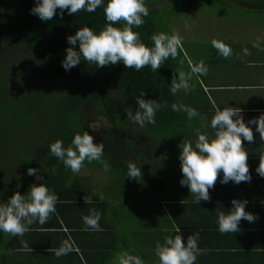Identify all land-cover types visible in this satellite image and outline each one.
<instances>
[{"label": "trees", "instance_id": "obj_1", "mask_svg": "<svg viewBox=\"0 0 264 264\" xmlns=\"http://www.w3.org/2000/svg\"><path fill=\"white\" fill-rule=\"evenodd\" d=\"M225 1L238 2H221ZM240 5L256 11L264 8V0H242ZM33 6L34 0H0V200L15 192L26 194L34 182H47L58 197L49 220H56L59 229L65 225L72 233H87L91 238L100 233L155 243H163L166 236L186 239L198 231L202 244L213 239L218 225L205 213L213 205L195 203L188 188L179 183L178 145L195 134L193 118L171 109L173 103L189 106L184 92H170L173 74L189 70L182 50L157 72L150 67L136 71L119 62L98 69L86 61L66 72L61 66L69 47L66 37L84 26L96 32L103 29V9L72 15L65 10L63 16L54 14L45 22L30 14ZM145 6L149 15L133 30L151 47L150 37L161 33L157 21L161 11L151 1ZM141 93H145L142 98L162 105L154 124L141 126L126 117L125 109L134 110ZM94 121L100 123L99 132L88 129ZM84 131L103 145L102 159L108 165L105 170L100 162L86 160L80 169L105 176L107 185L99 192L92 174L73 173L49 155L51 143L60 140L68 147L74 134ZM129 161L140 167L139 180L127 177ZM30 167L40 170L42 181L27 174ZM214 199L222 201L227 211L223 197ZM91 210L100 213V231H85L82 216Z\"/></svg>", "mask_w": 264, "mask_h": 264}, {"label": "clouds", "instance_id": "obj_2", "mask_svg": "<svg viewBox=\"0 0 264 264\" xmlns=\"http://www.w3.org/2000/svg\"><path fill=\"white\" fill-rule=\"evenodd\" d=\"M98 8L103 9L105 19L103 29L96 32L91 27L84 26L78 28L74 35L66 37L69 47L65 49L61 61V66L66 72L82 61L98 69L108 65L115 66L119 62L125 68L136 71L150 67L153 72H157L170 57L175 59L178 49L182 48V39L175 33L153 34L150 37L151 47L145 46L141 41L139 32L133 29L142 26L144 17L149 15L145 0H34V6L29 11L46 22L51 20L54 14L63 16L65 10L68 15H72L81 11L93 13ZM121 22L120 27L114 26ZM211 44L218 55L224 58L232 55V49L224 42L213 39ZM253 47H259V44L254 43ZM244 51L247 54V49ZM189 69L188 72L179 71L173 74L170 84L172 95L180 91L187 93L194 87L191 83L193 76L199 79L207 73L203 61L190 63ZM144 95L145 93H141L140 97H137L134 110L125 109L126 117L141 126L154 124L156 112L162 107L161 103L155 100L142 98ZM171 109L186 113L189 120L198 115L194 108L183 104L173 103ZM214 113L210 120L214 138L210 139L206 133L198 131L194 146L184 140L178 145L182 173L179 183L182 187L188 188L195 198V203L210 199L209 189L217 182L218 175L221 184L230 181L234 184L250 182L248 154L242 146V140L249 144L254 141L251 126H255L260 140L264 141V114L245 122L240 108L215 107ZM88 129L99 132V121L89 123ZM49 155L60 160L64 167L73 173L79 172L86 160L89 163L100 162L105 170L108 169L107 163L102 159L103 145L99 142L94 143V137L88 131L74 134L68 147H64L60 140L51 143ZM126 167L129 179L141 178L140 167L135 163L129 161ZM255 171L264 178V153L260 154ZM27 174L34 177L35 181L43 180L39 169L30 167ZM57 201V195L47 186V182H34L26 194L15 192L6 201L0 200V233L22 237L31 225L46 224L50 214L56 211ZM231 205L227 213L223 211L217 213L218 231L222 234L237 233L241 220L251 223L256 219L254 214L245 210L246 200L232 199ZM99 220L100 213L95 210H91L89 215L82 216L85 231H100ZM198 242L197 233L187 236L186 239L181 235L166 236L162 244L157 243L155 256L159 264H196L197 256L200 254ZM21 243L28 247L26 242ZM72 250V244L64 240L55 250V256L57 258L65 256ZM115 264H143V260L138 255L124 251L118 254Z\"/></svg>", "mask_w": 264, "mask_h": 264}, {"label": "crops", "instance_id": "obj_3", "mask_svg": "<svg viewBox=\"0 0 264 264\" xmlns=\"http://www.w3.org/2000/svg\"><path fill=\"white\" fill-rule=\"evenodd\" d=\"M241 1H233V6L227 5L241 8L239 11H232L231 14L236 17L226 21L223 26L224 34L212 37L207 43L196 42L189 50L183 49V46L181 48L189 65L203 61L207 67L206 75L199 79L193 76L194 87L183 94L186 104L198 113L192 122L195 134L187 141L193 146L198 131L206 133L210 139L214 138L210 120L215 114V107L240 108L245 122L264 114V8L263 11L251 10L239 6ZM237 19L243 23L236 24ZM213 39L228 45L232 49V55L228 58L218 55L211 44ZM254 43L259 44V47H253ZM251 127L254 141L249 144L242 140V146L248 154L251 181L240 184L230 181L224 185L219 182L218 175L217 182L209 189L212 198L207 201L211 202L213 208L207 207L205 213L213 216L217 223V213H227L232 207L231 198L238 197L237 200L247 201L245 210L254 214L256 219L251 223L241 220L237 233H221L220 238L218 231L219 234L213 239L203 242L205 245L199 241L200 254L196 264H264V178L255 171L260 154L264 153V141L260 140L255 126ZM214 197H223L227 211L223 210L224 203ZM198 232L202 239L200 231ZM86 235L87 233L81 232L72 233L65 225L63 229H59L53 218L44 225H31L22 237L0 233V264H115L118 254L124 251L140 256L143 264H159L155 256L157 243L150 239H116L100 236V233L93 238ZM64 240L72 244L73 250L57 258L55 250ZM21 241L26 242L28 247H24Z\"/></svg>", "mask_w": 264, "mask_h": 264}, {"label": "rangeland", "instance_id": "obj_4", "mask_svg": "<svg viewBox=\"0 0 264 264\" xmlns=\"http://www.w3.org/2000/svg\"><path fill=\"white\" fill-rule=\"evenodd\" d=\"M148 1H151L152 7L161 11V17L157 19L161 32L167 35L178 34L182 39L183 49L186 50L192 48L196 42L207 43L212 37L224 34L223 26L226 21H230L233 16L236 17L231 14L232 11L236 12L241 8L230 7L232 4L228 1L222 3V0H195V3L194 0H145V5ZM235 22L239 25L242 21L237 19ZM191 83L193 84L192 81ZM77 173L89 176L92 174L93 183L99 187L97 191L104 188L105 176L99 171L82 169Z\"/></svg>", "mask_w": 264, "mask_h": 264}]
</instances>
